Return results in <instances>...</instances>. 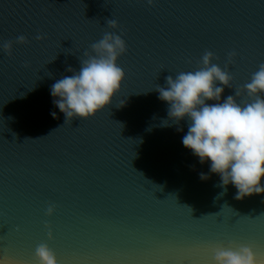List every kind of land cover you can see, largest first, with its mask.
I'll list each match as a JSON object with an SVG mask.
<instances>
[{"label":"water","instance_id":"1","mask_svg":"<svg viewBox=\"0 0 264 264\" xmlns=\"http://www.w3.org/2000/svg\"><path fill=\"white\" fill-rule=\"evenodd\" d=\"M106 31L127 45L118 58L121 90L94 117L65 123L51 85L69 68L79 71ZM21 35L27 43H16ZM7 42L0 258L35 264V248L46 242L59 264H211L212 249L231 244L264 259V194L237 200L229 185L221 195L219 176L181 142L187 122L163 125L168 105L154 90L197 69L210 51L232 76L221 100L239 90L236 99L250 102L243 85L264 64V0H0V46ZM228 222L252 238L225 233L236 239L218 242ZM205 238L212 243L202 255Z\"/></svg>","mask_w":264,"mask_h":264},{"label":"clouds","instance_id":"2","mask_svg":"<svg viewBox=\"0 0 264 264\" xmlns=\"http://www.w3.org/2000/svg\"><path fill=\"white\" fill-rule=\"evenodd\" d=\"M154 0H147L152 5ZM109 28H117L115 20L108 21ZM44 37L38 35L37 40ZM23 35L18 44L27 43ZM11 53L13 44L0 46ZM92 53H85L79 71L69 68L72 75L63 76L51 85L53 104L65 116V123L73 119H88L105 110L121 90L126 73L118 65V58L127 51L121 34L106 31L103 37L91 45ZM235 52L228 58L231 62ZM214 54L207 51L200 59V66L165 78L163 86L154 89L158 99L168 105V120L164 126L187 122V132L182 136L183 146L198 158L199 163L209 165V172L220 178L221 195L231 185L236 189L235 199L243 200L264 194V64L252 73L243 85L250 102L241 103L235 95L223 100L225 88H230L232 76L227 65L222 68L214 63ZM215 101V103H208ZM57 118L56 112H52ZM182 131V129H178ZM201 180L209 175L200 174ZM55 213L49 205L47 216ZM51 238V232H49ZM35 264H59L55 252L46 242L35 248ZM0 264L9 261L0 258ZM211 264H264L251 247L231 244L212 249Z\"/></svg>","mask_w":264,"mask_h":264},{"label":"snow or ice","instance_id":"3","mask_svg":"<svg viewBox=\"0 0 264 264\" xmlns=\"http://www.w3.org/2000/svg\"><path fill=\"white\" fill-rule=\"evenodd\" d=\"M225 233L228 234H234V236L236 238L239 239H251L252 237L250 236V234H247L243 231V229L241 228V225L239 223H235L232 224L230 222H228L226 225L224 224V230L223 232H221L220 234L217 235L216 240L218 242H222L225 239H236L233 238L232 235H225ZM212 243L211 240H209L208 238H205L204 242L202 243V245L199 246L198 251L204 255L207 253L208 251V247L209 245Z\"/></svg>","mask_w":264,"mask_h":264}]
</instances>
